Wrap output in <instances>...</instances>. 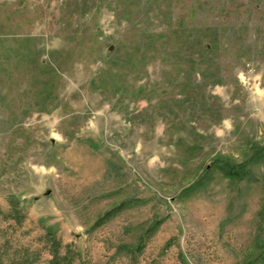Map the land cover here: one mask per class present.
Segmentation results:
<instances>
[{
	"label": "rangeland",
	"instance_id": "374dc122",
	"mask_svg": "<svg viewBox=\"0 0 264 264\" xmlns=\"http://www.w3.org/2000/svg\"><path fill=\"white\" fill-rule=\"evenodd\" d=\"M262 148L264 0H0V245L264 264Z\"/></svg>",
	"mask_w": 264,
	"mask_h": 264
},
{
	"label": "trees",
	"instance_id": "16d2710c",
	"mask_svg": "<svg viewBox=\"0 0 264 264\" xmlns=\"http://www.w3.org/2000/svg\"><path fill=\"white\" fill-rule=\"evenodd\" d=\"M254 157L256 159H264V148L257 150ZM227 173L230 177L236 176V174H234L235 170L233 171L232 169H227ZM9 202L11 204V213H9V215L16 220L18 225H20L26 218V214L23 213V210L20 207V199L10 198ZM136 204L137 203H134L131 199L122 202L112 208V210L105 213V215L97 221V224L111 221L124 209ZM155 228H157L156 225L149 230V233L154 231ZM44 240L50 254V259L47 264H74L75 259L71 254L72 251L70 249V245L64 246L61 240L56 236V233L47 229V232L44 235ZM32 253L34 252L28 248L13 249V246L9 244V240H5V242L0 245V264H34L35 262L32 259ZM255 261L256 259L253 260L252 263L248 264H254Z\"/></svg>",
	"mask_w": 264,
	"mask_h": 264
}]
</instances>
